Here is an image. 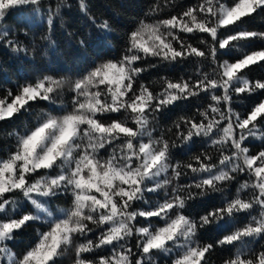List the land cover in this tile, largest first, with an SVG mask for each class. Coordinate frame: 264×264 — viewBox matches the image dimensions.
Returning a JSON list of instances; mask_svg holds the SVG:
<instances>
[{"label": "snow or ice", "instance_id": "snow-or-ice-1", "mask_svg": "<svg viewBox=\"0 0 264 264\" xmlns=\"http://www.w3.org/2000/svg\"><path fill=\"white\" fill-rule=\"evenodd\" d=\"M68 6L0 0V47L33 65L0 88V264H264V0H153L116 54L64 75L38 60ZM25 8L41 22L5 25Z\"/></svg>", "mask_w": 264, "mask_h": 264}, {"label": "trees", "instance_id": "trees-1", "mask_svg": "<svg viewBox=\"0 0 264 264\" xmlns=\"http://www.w3.org/2000/svg\"><path fill=\"white\" fill-rule=\"evenodd\" d=\"M49 2L50 0H44L45 8ZM87 2L89 11L85 13L79 8V0H68L69 6L62 9L60 16L55 20L53 42L47 48V56L41 53L38 63H43L50 70L71 75L84 70L93 60L116 54L122 44L124 33L133 26L135 21L144 16L153 0H87ZM194 2L195 0H177L178 4ZM42 14L39 13L33 18L31 8H25L21 12L12 13L4 23L8 27L20 31L18 27L20 21L31 23L34 19L39 24ZM90 17L96 18L97 21L109 19L110 23L114 25V31L106 36L95 27ZM249 23L255 30H264V20L257 18ZM81 40L85 41L84 45L80 44ZM23 57V53H13L6 47H0V88L14 86L18 80L32 74L33 65L26 64ZM28 59H32V56L30 55ZM183 69L184 65H179L175 69V73L179 75ZM259 71V69L256 70L257 73ZM164 74L165 71L162 69L149 70L145 74V81L158 80L159 76ZM247 103V101L244 102V104ZM185 107V105H181L166 112L161 117L159 126L168 127L172 120L183 114L182 110ZM12 127L13 125L10 124L0 126L3 129L0 131V146H5L6 132L10 131ZM214 202V197L196 201L193 203L192 211L194 213L202 212L206 206H210ZM31 236L32 231L26 230L25 234L14 242L15 249H23ZM215 237V232L206 233L208 240Z\"/></svg>", "mask_w": 264, "mask_h": 264}]
</instances>
